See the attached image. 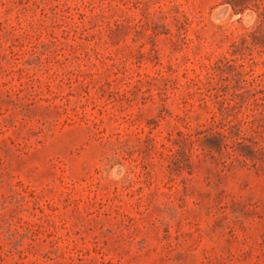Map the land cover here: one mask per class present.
<instances>
[{
  "label": "rangeland",
  "instance_id": "374dc122",
  "mask_svg": "<svg viewBox=\"0 0 264 264\" xmlns=\"http://www.w3.org/2000/svg\"><path fill=\"white\" fill-rule=\"evenodd\" d=\"M0 264H264V0H0Z\"/></svg>",
  "mask_w": 264,
  "mask_h": 264
},
{
  "label": "trees",
  "instance_id": "16d2710c",
  "mask_svg": "<svg viewBox=\"0 0 264 264\" xmlns=\"http://www.w3.org/2000/svg\"><path fill=\"white\" fill-rule=\"evenodd\" d=\"M236 4H234V3H232V7H233V9L237 12V10H236ZM242 9H240L239 11H241Z\"/></svg>",
  "mask_w": 264,
  "mask_h": 264
}]
</instances>
